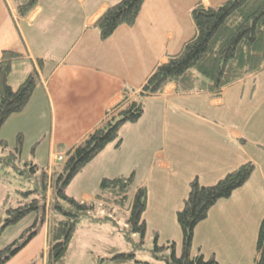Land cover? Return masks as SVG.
Listing matches in <instances>:
<instances>
[{"label":"crops","instance_id":"crops-1","mask_svg":"<svg viewBox=\"0 0 264 264\" xmlns=\"http://www.w3.org/2000/svg\"><path fill=\"white\" fill-rule=\"evenodd\" d=\"M117 1L38 0L27 16L19 18L13 8V0H0V55L2 50H11L23 56L13 63L8 84L15 88L34 70L38 73V83L27 106L7 119L0 130V134H3L0 138L5 139L6 130H13L16 134H22L24 140L25 132L29 130L23 127L25 122L31 124L30 130H34L33 120L39 114L44 118L45 131L41 138H32L36 144L33 149L34 162L47 168L48 173L50 166L58 168L61 164L53 157L58 154L64 156L66 150L92 131L105 112L120 100L125 87L139 88L156 64L178 52L184 42L193 36L195 29L190 10L195 4L215 7L226 0H144L132 26L121 25L106 40H100L92 25L108 6ZM38 59L43 60L40 69ZM262 75L264 71L253 78L247 76L223 88L218 95H211L206 90L185 93L176 90L173 84L167 85L161 94L146 100L144 113L137 123L125 124L121 128L120 146L116 148L113 143L107 145L72 179L67 186V194L79 200L108 205L110 202L96 197L100 181L133 173L134 189L138 186L147 189L143 213L146 227L149 225L151 231L157 233L158 240L163 236L164 243L174 241L178 252L181 232L178 237L180 229L175 213L183 204L191 179L197 177L201 184H211L240 164L251 161L260 175V189L264 188L263 156L254 148L260 159L252 160L247 151L248 142L264 149ZM243 101L246 104L256 103V113L263 116L256 125L257 118L252 110L253 115L249 120L256 125L255 128L242 124V120L234 118L227 109L233 108L238 115ZM153 139L159 140V145L147 157L141 156ZM179 144L194 152L203 151L207 154L208 163L205 167L195 166L185 173L181 189L175 192L174 200L166 208L168 220L172 221L173 228L176 227V233L172 236L162 230L157 223L159 220L150 217L158 206V197L151 186L165 184L154 182L151 175L159 178L164 170L170 173L177 171ZM41 146L46 156L44 166L37 153V148ZM135 156L144 162L147 160V176L141 177L138 173L136 159L130 161ZM6 192L5 183L0 180V215L1 201ZM112 206L119 208L115 204ZM39 213L35 214L32 222V225H37V233L5 264H46L47 219L41 221ZM209 215L202 222L210 221ZM220 217L219 214L212 216L211 231L215 230ZM202 222L196 225L193 232L192 254L203 255L200 237L197 249L194 247L198 227L201 225L203 229L205 225ZM252 222L247 221L240 231L244 241L242 247L247 242L245 237L249 238V243L253 239L255 244L262 220L257 226ZM6 229L0 235V240ZM106 246L111 245L103 244V251ZM76 252L75 246L67 264H77L76 260L93 264L88 256L89 251L81 252L80 257L75 255ZM211 255L217 259L215 251ZM136 263L142 262L138 260Z\"/></svg>","mask_w":264,"mask_h":264},{"label":"trees","instance_id":"trees-1","mask_svg":"<svg viewBox=\"0 0 264 264\" xmlns=\"http://www.w3.org/2000/svg\"><path fill=\"white\" fill-rule=\"evenodd\" d=\"M143 1L118 0L108 6L92 25L99 39L106 40L121 25L132 26ZM37 2L13 0L17 17L27 16ZM190 16L195 29L193 36L178 52L156 64L139 88L125 87L120 100L105 112L101 122L79 143L66 150L58 168L52 167L48 174L47 168L38 166L33 160L23 163V166H29L24 178H28L30 184L17 188L14 196L7 191L2 198L0 235L25 217L40 212V220L47 219L46 264H67L77 244V225L82 217L91 216L96 204L95 201H83L68 195L67 186L107 145L120 146L121 128L140 120L149 97L161 94L169 84L185 93L206 90L211 95H218L223 88L264 71V0H226L215 7L197 3L191 8ZM22 58L20 53L11 50H2L0 55V130L11 115L25 109L38 83V73L34 70L17 87L12 88L8 84L13 63ZM42 64L43 60L38 59L39 69ZM22 140V134L18 133L17 143L11 148L5 139L0 138V180H3L5 167L18 170ZM254 169L255 164L247 161L211 184H201L197 177L191 179L183 204L175 213L181 232L180 250L176 251L174 241L159 244L154 232L151 252L155 260L166 264H219L214 255L205 258L201 253L192 254L194 229L207 218L217 201L230 197L249 179ZM133 181V173L100 181L97 198L119 207L129 200L125 218L127 226L123 230L125 242L133 246L125 252H119L115 246H106L104 251L107 255L103 256L89 251L93 264L138 262L136 250L143 246L146 233L143 213L147 190L145 186H138L129 198ZM48 188L52 193L47 199ZM106 194L110 197L106 198ZM28 230L26 235L22 233L0 249V264H5L35 236L37 225L30 226ZM133 234L138 236L135 244ZM253 264H264V221L257 232Z\"/></svg>","mask_w":264,"mask_h":264},{"label":"rangeland","instance_id":"rangeland-1","mask_svg":"<svg viewBox=\"0 0 264 264\" xmlns=\"http://www.w3.org/2000/svg\"><path fill=\"white\" fill-rule=\"evenodd\" d=\"M261 82L262 83L260 85H264V75L261 76ZM232 103L235 104L237 102L233 101ZM257 108L258 105L256 103L246 104L243 101L242 107L238 108L241 109L240 114L236 115L233 108L227 109L229 110V113L232 112L234 118H240L242 120V124H248V128H255L258 123V119L261 120L263 118L262 115L258 116V113H256ZM216 110H218V108ZM220 110L223 112V109ZM252 110L254 111V116L257 118H255L256 125H252L249 120L253 115ZM210 112L211 111H209V113ZM209 113L207 114L208 116L210 115ZM243 119H246L245 122ZM25 123L26 124L23 127H25V129L28 127L29 130H26L27 132H25V138L22 140L23 144L21 161L18 162V170L5 167L6 169H4L2 174L3 176L1 177L3 178L2 181L5 183L7 191H9L11 196L15 195V190L17 188H23L30 184L28 178H24L25 174L28 173V171L25 170H27V168L29 169V166H23V163L29 160L34 161L32 147H36V144L33 142L32 138L35 136L41 138L45 131L44 118L40 117L39 114L37 115L36 119L33 120L32 127L34 130H30V123ZM233 123L235 124L236 121L233 120ZM1 136H3L2 133L0 134V137ZM4 137L8 143V146L11 148L17 143V134L13 130H6ZM43 143L44 142H42V144ZM158 145L159 140L153 139V141L144 148L143 154H141V156L147 157ZM177 147V153L180 157V159L176 158L180 161L177 165V171L170 173L169 170H164V173H161V177L159 178L154 176V174L151 175L154 182H161L165 184L163 186H151V190L156 194V197H158V201H156L158 206L155 208L150 217L155 220H159L157 223L161 225L160 227L162 230L165 233L171 234L172 236L175 235L173 233H176V227L173 228L172 221L168 220L169 216L166 212V208L170 206L174 200L175 192L181 189L185 173H187L190 169L195 168V166L205 167L208 163L207 154H205L203 151L194 152L192 149L181 144H179ZM169 148H171V146H169ZM254 148L262 154V161H264L263 147L254 145L251 142H248L247 145L248 157L256 161L260 159V156L253 151ZM37 153L39 155L38 159L40 163H42L44 166L46 162V156H44L45 153L43 146H41V148H37ZM209 154L210 152H208V155ZM62 157L63 161L64 156L62 155ZM53 158H55V156ZM135 159V167H137L138 173L141 175V177H144V175L147 176V160L144 162L143 159H139L135 156L134 158H130V161ZM52 167L53 166H50L48 168L49 172H51ZM257 170L255 171L254 169L249 179L240 188L235 189L231 193L230 197L217 201V203L209 211L211 215V217L209 215L210 221L206 220L205 222L201 223L205 224L203 229L201 225L198 227V232L200 235H195L194 247L197 249V240L200 237V244L202 243L201 252L205 258L209 257L215 251L216 257L221 264H253L252 259L254 256L255 244L253 243V239L251 243H249V238L245 237L244 240L247 242L246 245L242 247L244 241L243 236H240V231L245 223L249 220L250 222L254 221L252 223L256 226L259 225L261 220L264 221V188L260 189L261 179ZM179 171H182V173ZM133 190L134 185L131 186V196L129 195V198H132ZM51 193L52 189L48 188L47 195L50 196ZM105 197L109 198L110 196L109 194H106ZM110 203H108V205H103L100 202L96 203L94 210L91 211V216L89 215V217H82L78 223L76 228V256L78 255V257H80L81 252L83 251H92L94 254L101 256L107 255L105 251L102 250L103 244L115 246L119 252H125L132 249L133 244L125 242V232L123 230L127 226L125 218L127 217L129 211V200H127L125 205H122L119 208H115L112 206L113 204ZM218 214L221 216L220 220L218 221L215 230L211 231L210 226L213 224L211 218L212 216H216ZM35 216L36 215L33 213L25 217L18 225L8 227L4 232L2 239L0 240V249L11 243L15 238H18L21 233L27 234L29 232L28 227L32 226ZM105 216L110 217L105 218ZM132 236L135 244L138 241V236L137 234H133ZM179 236L180 231L178 237ZM153 238L154 232L151 231L148 225V227H146L143 246L136 250V258L142 263L131 261L126 264H146L145 262H148L149 264H166L165 262L155 260V258L152 256L151 249L154 245ZM163 239V236H160L158 243H164ZM96 243L98 244L95 245ZM76 261H78L77 264H83L80 260Z\"/></svg>","mask_w":264,"mask_h":264},{"label":"built area","instance_id":"built-area-1","mask_svg":"<svg viewBox=\"0 0 264 264\" xmlns=\"http://www.w3.org/2000/svg\"><path fill=\"white\" fill-rule=\"evenodd\" d=\"M62 155H58V156H55V160L56 161H58V162H60V163H62L63 161H62Z\"/></svg>","mask_w":264,"mask_h":264},{"label":"bare ground","instance_id":"bare-ground-1","mask_svg":"<svg viewBox=\"0 0 264 264\" xmlns=\"http://www.w3.org/2000/svg\"><path fill=\"white\" fill-rule=\"evenodd\" d=\"M26 234V233H25Z\"/></svg>","mask_w":264,"mask_h":264}]
</instances>
